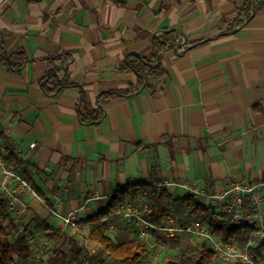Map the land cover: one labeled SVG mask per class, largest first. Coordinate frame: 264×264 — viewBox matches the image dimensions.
<instances>
[{
	"label": "crops",
	"instance_id": "obj_1",
	"mask_svg": "<svg viewBox=\"0 0 264 264\" xmlns=\"http://www.w3.org/2000/svg\"><path fill=\"white\" fill-rule=\"evenodd\" d=\"M247 2L0 0V51L22 49L28 58L20 73L0 61V150L38 194L18 195L9 210L5 192L11 184L0 175L12 232L28 229L29 239L44 238L64 254L75 239L96 254L100 246L81 222L106 209L110 197L128 185L155 183L174 199L191 195L184 187L191 185L202 194L196 198L224 219L217 197L230 181L264 185V9L235 26ZM172 30L181 36L175 49L160 56L165 76L144 81L139 92L100 102L103 93L136 88L138 75L123 65L129 57L154 58L153 39ZM61 52L71 55L75 86L49 95L41 86L51 68L46 59ZM98 107L104 111L99 123L82 121L81 113ZM136 200L149 207L144 197ZM174 210V222L194 221ZM53 211L73 213L78 227L65 225ZM35 219L60 238L35 231ZM113 224L106 235L117 243L142 229ZM186 237L177 238L183 248ZM162 239L149 232L148 250L157 244L161 249ZM255 239L263 238L254 232L251 246ZM166 243L174 256L167 262L177 261L178 251ZM155 254L143 264L164 260ZM51 256L44 264H62ZM212 264L234 262L216 258Z\"/></svg>",
	"mask_w": 264,
	"mask_h": 264
},
{
	"label": "trees",
	"instance_id": "obj_2",
	"mask_svg": "<svg viewBox=\"0 0 264 264\" xmlns=\"http://www.w3.org/2000/svg\"><path fill=\"white\" fill-rule=\"evenodd\" d=\"M264 9V0H248L247 4L239 9V17L235 26H241L253 19V14ZM181 34L178 31H164L153 39L155 56L151 60L144 58L129 57L123 69L132 70L138 75L136 88H129L124 91L103 93L100 102H106L113 98L139 92L148 79H161L165 76L166 70L163 67L160 56L169 50L175 49L180 42ZM51 65L50 71L41 81V86L46 94L53 95L65 88L74 87L69 76L71 55L61 52L46 59ZM0 61L9 68L11 72L20 73L24 64L28 61L24 50L20 49L15 53L8 54L0 51ZM83 122L97 124L104 117V111L98 107L94 111L80 114ZM169 147L171 145L169 144ZM144 149L154 148L143 147ZM144 197L149 205L146 214V221L154 226H164L170 215L173 206L175 213L185 211L189 219L199 220L206 224L210 232L220 237L225 243H237L239 248L249 255L256 263H261L264 253V239L258 241L255 246L250 245L253 233L256 228L253 226H235L231 219H224L222 215L213 210L211 206L201 203L192 195L174 199L172 195L155 183H137L128 185L116 191L109 199V204L94 217L81 222L88 226V238L100 246L96 254H90L84 245L75 239H70V251L68 254L56 250L50 261L62 264H143L149 256L146 242L137 233L132 240L126 243H117L106 235L108 227L115 223L118 218L113 212L123 203ZM6 200L0 198V264H30L32 248L30 244L28 229L12 240L11 230L7 224L5 211ZM37 232L47 234L49 240L60 238L57 231L51 228L46 222L35 219ZM172 249L178 251L177 261L165 264H212L216 259V253L210 248L208 242L204 241L196 246L183 248L179 240L170 239ZM241 264V263H236Z\"/></svg>",
	"mask_w": 264,
	"mask_h": 264
},
{
	"label": "built area",
	"instance_id": "obj_3",
	"mask_svg": "<svg viewBox=\"0 0 264 264\" xmlns=\"http://www.w3.org/2000/svg\"><path fill=\"white\" fill-rule=\"evenodd\" d=\"M186 45H183L185 47ZM1 137V132H0ZM7 156L0 150V175L6 184H11L5 192V198L9 199L8 209L15 207L16 197L20 194H27L30 197L38 198V194L32 183L18 170L17 166L11 161H7ZM184 187L194 197L201 196V192L191 185ZM223 202L222 210L224 214L231 219L235 226H253L256 233L264 239V213L260 210L264 201V185L249 184L237 180L230 181L228 188L218 197ZM149 207L144 206L138 209L133 203H123L114 212L113 215L122 221L124 227L131 229L134 225H139L142 229L139 231L140 237L145 241L149 232H154L160 237L170 240L177 239L187 235L196 240L210 242L216 258L225 261H236L241 264H260L254 262L246 251L239 250L238 245L225 243L221 238L213 235L208 226L199 220H194L189 224L182 225L173 221L169 215L167 223L164 226H154L145 219ZM53 215L63 221L65 225L78 227L73 213L68 216H62L53 211ZM114 224L108 227L114 230ZM82 241H86L82 239ZM85 243V242H84ZM147 244V243H146ZM41 247L35 248L32 258L40 259L42 257ZM150 254V253H149Z\"/></svg>",
	"mask_w": 264,
	"mask_h": 264
},
{
	"label": "rangeland",
	"instance_id": "obj_4",
	"mask_svg": "<svg viewBox=\"0 0 264 264\" xmlns=\"http://www.w3.org/2000/svg\"><path fill=\"white\" fill-rule=\"evenodd\" d=\"M134 206H136V208H138V209H143L144 208V206H145V203L144 202H141V201H139V200H136V201H134ZM180 223L182 224V225H186V224H189L190 222L187 220H185V219H181L180 220ZM11 236H12V240H15L16 239V237L18 236V234L17 233H14V232H12V230H11ZM192 237H186V239H184L183 241H184V243H185V248L186 247H189V246H193V245H198V244H200V243H202V242H204V241H202V240H196V239H194L196 242H194V240L192 241ZM31 241H32V243H31V248H32V253H33V251L35 250V248H37V247H41V251H42V257L40 258V259H36V258H32L31 259V264H44L45 263V261H46V259L49 257V256H51L52 254H54V252L56 251V249H57V244H50V245H48L47 243H46V241H45V239L44 238H42V239H38V238H35V237H33L32 239H30ZM258 240L259 239H255L254 240V244L256 245L257 243H258ZM161 242V240H159L158 241V243H159V246H161V249H159L158 247H157V245L155 246V247H153V248H150L149 249V253H150V255H151V257H150V259H154V257L156 256V252H159L160 253V255H162V256H164V260L162 261V262H160V263H157V264H165V263H167V261H171L173 258H174V256L172 255V254H170V251H169V249H168V245H167V239H162V243H160ZM208 244H209V246H210V248L211 249H213V246L211 245V243L210 242H208ZM233 244H235V245H238L237 243H233ZM157 247V248H156ZM238 248H239V246H238ZM158 250V251H157ZM239 250H241L240 248H239ZM222 261V260H221ZM223 261H225V260H223ZM232 262H234V264H236L237 263V260L236 261H232ZM261 264H264V261H262L261 262Z\"/></svg>",
	"mask_w": 264,
	"mask_h": 264
},
{
	"label": "water",
	"instance_id": "obj_5",
	"mask_svg": "<svg viewBox=\"0 0 264 264\" xmlns=\"http://www.w3.org/2000/svg\"><path fill=\"white\" fill-rule=\"evenodd\" d=\"M254 15H255V14H253V16H254ZM186 42H187V41H185L183 45H186ZM183 45H182V46H183ZM182 46H181V47H182ZM181 47H180V48H181Z\"/></svg>",
	"mask_w": 264,
	"mask_h": 264
}]
</instances>
